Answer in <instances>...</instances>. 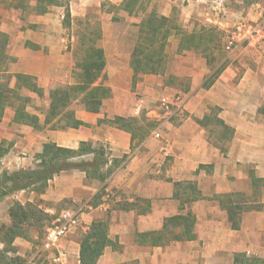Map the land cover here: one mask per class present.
I'll return each mask as SVG.
<instances>
[{"label": "crops", "instance_id": "0c3cea01", "mask_svg": "<svg viewBox=\"0 0 264 264\" xmlns=\"http://www.w3.org/2000/svg\"><path fill=\"white\" fill-rule=\"evenodd\" d=\"M32 1L35 6L38 0ZM124 1L69 0L72 18H86L90 8H95L107 21L106 27H103L104 40L110 37L109 34L116 39L113 46L105 42L102 46L106 67L100 81L111 88V96L104 100L98 113L88 112L84 106L77 108L76 117L85 123L77 129L51 130L47 127L36 130L29 125L14 123V111L7 108L0 121V148L4 150V155L0 156L1 169L15 171L35 167L39 162L37 155L47 142L70 149H78L84 141H91L94 145L106 144L109 153L105 169L112 168L113 172L104 182L90 180L85 171L72 169L55 176L46 192L40 195L46 201L58 203L70 200L78 205L84 232L95 218L106 216L109 220V237L118 242L120 248L107 247L97 264H234L236 254L243 253L264 259V198L261 210L242 214L238 229L232 228L228 213L218 198L234 192L249 196L254 191L251 170L264 178V49L256 68H249L237 83L232 81L234 76L229 68L205 93L200 94L202 82L194 80L192 95L184 106L191 109L189 119L192 120L193 115L199 116L198 110L206 114L202 106L199 108L197 105L206 103L218 106V118L221 120L218 127L227 124L234 129L232 138L224 148L212 142L206 127L189 119L180 126H169V133L165 134L167 142L163 145L157 144L149 135L141 142L132 141V134L124 129L107 121L100 123V120L116 116L138 117L141 109V102L133 98L129 90L133 79L132 51L119 48L117 41L123 35L109 30L116 29L117 24L113 21L114 13L104 10L106 6L119 7ZM169 1L171 8L178 6L185 17L204 9V13L212 16L206 18L208 22L218 27L225 25V21L215 17L217 13L211 12L221 7L225 10L227 0ZM58 8L62 9L57 10L60 12L56 14L55 9ZM64 14L63 7H50L48 12L37 16L34 22L37 31L13 34L10 43L16 48H23L31 40L42 47L37 54L43 52V41L59 40L52 34L57 24L54 18H64ZM58 54L60 56L55 60L48 58L46 62H41L31 61L34 58L27 59L28 55L34 57L32 50L17 53L23 56L21 62L27 65L21 70L36 75L42 89H49L53 85L55 71H64L67 75L73 69V61L68 54L62 51ZM24 56L28 61H24ZM61 83H66L65 77ZM45 114H37L41 123ZM169 156L173 158L167 165L165 162ZM86 157L90 159L91 155ZM201 165L204 167L200 168ZM177 182H194L200 199L187 204L183 201L186 195L181 194L182 198L175 196ZM102 189L104 194L99 204L90 206L89 201ZM17 194L5 200L11 199L13 203L17 200ZM87 208L92 209V214L88 213ZM189 210L197 219L195 239L153 246L140 237L142 233L161 230L166 218ZM76 230L60 244V249L65 253L63 260L55 262L52 259L53 263L82 264L80 237ZM14 246L17 254L24 258L33 249L32 243L21 237L16 238Z\"/></svg>", "mask_w": 264, "mask_h": 264}, {"label": "trees", "instance_id": "16d2710c", "mask_svg": "<svg viewBox=\"0 0 264 264\" xmlns=\"http://www.w3.org/2000/svg\"><path fill=\"white\" fill-rule=\"evenodd\" d=\"M31 0H11L14 8L30 7ZM151 0H125L121 6L111 5L112 8H146ZM64 8V25L69 26L71 11L69 0H38L34 6L38 14H44L50 7ZM143 6V7H141ZM138 35L135 47L131 54V67L133 70V84L144 75H163L167 69L166 48L173 36H179V49L200 52L213 64L217 59L215 51L221 48L223 32L217 26H201L199 30L184 31L177 25L173 14L166 16L159 13L153 6L147 15L137 24ZM87 36V41L82 43L81 55L77 57L74 74L76 82L58 86L49 92V106L41 123L37 114L28 110L27 104L31 101L29 96L19 92L21 86L30 92L44 97V90L37 84L35 77L29 74L16 73L14 75L19 88L10 85L7 80L0 79V121L5 110L14 111L13 122L25 124L36 130L49 128L51 130L77 129L84 122L76 117L74 103L80 102L86 111L98 113L105 99L111 96V88L100 81L106 67V55L103 48L96 46L94 39ZM86 45V46H85ZM218 55V54H217ZM3 53L0 48V70L3 67ZM5 57V56H4ZM5 63V61H4ZM225 63L217 65L214 72L204 81L202 87L209 89L225 70ZM220 111L219 107H212ZM209 116H204L197 122L206 127ZM109 122L132 134V141H143L152 131L153 124L143 117H121L100 120ZM217 125L221 120L216 118ZM144 123V124H143ZM223 132H230L231 136L223 135L225 140L232 138L234 129L227 124H222ZM228 137V138H227ZM108 149L104 143L94 145L91 141L81 142L78 149L59 146L55 142H47L41 153L37 155L39 162L33 168L9 171L0 167V203L6 198L14 196L21 191H30L42 195L49 187V182L62 172L80 169L86 172L87 178L104 182L113 172L112 168L105 169L108 163ZM4 155L0 148V156ZM91 155L88 159L86 156ZM93 155V156H92ZM115 163V162H114ZM201 165L200 168H203ZM105 169V170H104ZM254 195L264 183V178L251 174ZM175 196L182 198L190 204L200 199V192L194 182H177ZM104 194L100 190L90 201V206H97ZM182 194V195H181ZM222 208L228 213V219L233 229H238L241 216L244 212L261 210V202L247 200L245 193H228L218 196ZM41 201L27 200L25 203L14 200L9 206L8 216L10 223L0 224V264H39L17 254L14 246L16 238L21 237L31 240L32 229H42L44 222L51 220V215L46 212ZM196 216L189 210L166 218L163 228L159 231H150L140 234V237L153 246H164L174 241L195 239ZM120 248L118 242L109 237V220L94 219L88 229L80 238V262L82 264H97L107 247ZM35 259V258H34ZM234 264H264V259L249 257L246 254H236ZM40 261V260H39ZM55 264V263H54Z\"/></svg>", "mask_w": 264, "mask_h": 264}, {"label": "rangeland", "instance_id": "374dc122", "mask_svg": "<svg viewBox=\"0 0 264 264\" xmlns=\"http://www.w3.org/2000/svg\"><path fill=\"white\" fill-rule=\"evenodd\" d=\"M32 2V0L29 2L31 4L30 7H25L24 9L14 8L13 3L9 0H0V48L5 56H3V67L0 70V79L9 81L10 85L13 87H20L14 75L16 73H24L21 69L27 67V65H25L26 62L25 64L21 62L23 56H18L17 53L25 51L30 52L32 50L34 51V57L28 55L27 59L31 60V58H34L31 61L41 62H46L48 58H50V60L57 59L60 56L58 53L61 51L68 54L69 59L73 61L72 71L67 75L64 71H55L53 79L55 81H53V85L49 89L43 88L44 97L40 98L37 94L30 92L23 86L19 88V92L23 96H29L31 98V101L27 104L28 110L35 114H45L49 106L50 90L58 86L67 85L69 81H72V83L76 82L74 74L75 64L77 57L81 55L80 48H84L82 43L87 41L88 45L86 37L91 36L96 46L101 48H103L104 42L108 46H113L114 41L116 43V39H112V34H109L110 37L104 40L103 27H106V18H103L102 14L97 12L95 8H90L86 18L71 17L69 26L64 25V18H58L56 16L54 19L57 21V24L52 34H55L59 40L48 39L46 42L43 41L45 44L43 52L37 54V51H42V47L31 40L27 42L25 47L16 48L15 45L10 43L13 34L27 32L28 30L37 31L36 23L34 22L40 14L37 13L36 8H34V3ZM209 4L210 3H208V5ZM153 6H156L159 13L166 15L173 14L177 25L186 32L199 30L201 26H219L206 20V18L212 16L204 13V9L191 17H185L180 12L178 6H174L173 9L171 8L169 0H151L149 6L142 9L138 7L137 9H133L132 7L126 9L124 7L112 8L111 6H106L104 10L106 9L114 13L113 21L117 24L116 29L114 28L113 30L110 28L109 30L111 32L114 31L116 34L121 32L123 35V37L117 41L119 48L133 51L138 35L137 24L147 15ZM61 9L62 8L55 9V13L57 14L60 12L57 10ZM211 13H217L215 17L225 21L224 27H218L223 32V38L221 48L218 52L215 51L214 53L217 60L213 64H208L206 58L200 52L180 50L179 36H173L170 38L166 48L167 69L165 73L163 75H149L148 77L142 76L135 85L132 79V88L130 87L129 90L133 98L141 102V109L138 117L145 118V122L151 121L153 128L148 137L151 136L155 139L157 144L163 145L167 142L165 134L167 135L169 133V126H180L188 122L191 116L190 108H177L173 105H164L162 102L164 97L174 98L180 95L187 103L190 98L194 80H199V82L201 81L203 84L219 64L225 63V70L227 68L230 69L229 71L234 76L232 79L234 83H237L249 68L255 69L257 66V60L260 58V54L264 49V0H227L225 10H222L221 7V9H212ZM240 25H242V28L239 30L238 27H240ZM236 33H241V37L237 39L233 47L229 48V37ZM52 41L54 44H52ZM51 51L54 53H51ZM25 60L26 56H24V61ZM30 68L33 69V66H30ZM32 76L35 77L37 84H39V78L36 75ZM63 77H65L66 83L59 84ZM205 90L207 89L202 88L200 94L202 92L205 93ZM197 102L201 104L198 99ZM82 106L80 102L74 103L73 105L75 110ZM197 106L199 108L202 106V110H204L206 114L203 115V111L201 110H195L200 117L193 115V119L189 120L197 123V120L202 119L204 116H209L206 130L212 142L224 148L228 139L225 140L222 136L226 134V136L230 137L231 133L226 131L223 132L222 128L218 127L216 118L220 112L213 110L212 107L215 106L212 104L202 103V105ZM156 133L159 134L158 137ZM4 146L6 145L4 144ZM172 158L173 157L169 156L165 164L169 165ZM252 173L255 174V171L251 170L250 174ZM263 198L264 183L261 184V187L256 191L255 195L250 192L247 200L262 202ZM15 199L22 202H26L27 200L41 201V206L51 215V220L44 222V227L42 229L31 230V240L29 241L32 243L33 249L28 253L27 258L39 264H54L51 257L48 258L47 253L38 256H36V254H39L38 251L40 250L47 229L55 223L61 212L65 210H75L78 209L79 206L70 200H63L58 203L46 201L41 199L40 195H36L30 191L18 193ZM11 203L12 200L7 199L1 204L0 224L8 222V208ZM87 211L92 214V209L87 208ZM95 219L107 218L105 216L104 218L97 217ZM75 233H78V236L81 238L84 233L82 225L78 227ZM261 253L263 254V252ZM255 254L258 255V253Z\"/></svg>", "mask_w": 264, "mask_h": 264}, {"label": "built area", "instance_id": "2783aa9c", "mask_svg": "<svg viewBox=\"0 0 264 264\" xmlns=\"http://www.w3.org/2000/svg\"><path fill=\"white\" fill-rule=\"evenodd\" d=\"M241 28L242 25L238 27L239 30ZM240 37L241 33L232 34L228 40V47H233L237 42V39H240ZM162 102L164 105H173L177 108H182L186 104L185 99L180 95L174 98L164 97ZM156 136L158 137L159 134L156 133ZM81 218L82 214L80 209L65 210L61 212L55 223L47 229L40 250L38 251L39 254H36V256L47 253L48 258L51 257L55 262L62 261L65 257V253L60 249V244L81 225Z\"/></svg>", "mask_w": 264, "mask_h": 264}]
</instances>
